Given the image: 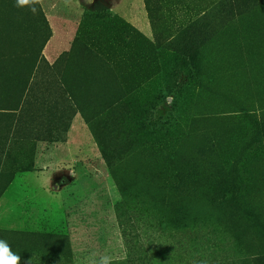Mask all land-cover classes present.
I'll list each match as a JSON object with an SVG mask.
<instances>
[{
	"label": "rangeland",
	"instance_id": "374dc122",
	"mask_svg": "<svg viewBox=\"0 0 264 264\" xmlns=\"http://www.w3.org/2000/svg\"><path fill=\"white\" fill-rule=\"evenodd\" d=\"M54 36L50 51L69 45L49 59ZM3 63L15 72L0 108L17 109L0 111L10 247L26 243L14 232L55 234L74 264H121V206L165 197L196 262L264 253V0H43L37 15L0 0Z\"/></svg>",
	"mask_w": 264,
	"mask_h": 264
},
{
	"label": "trees",
	"instance_id": "16d2710c",
	"mask_svg": "<svg viewBox=\"0 0 264 264\" xmlns=\"http://www.w3.org/2000/svg\"><path fill=\"white\" fill-rule=\"evenodd\" d=\"M4 68V71L3 68ZM0 66V77H8L12 70L4 63ZM3 72V73H2ZM16 111L14 108H0V111ZM86 119V116L82 114ZM107 164L111 168L108 155ZM182 180L178 179V190H181ZM233 194L232 191H230ZM145 194L143 197H147ZM152 200V199H151ZM151 207L138 202L129 212L123 205L120 210V227L124 244L131 251L129 257L121 264H160V253H165L171 259L180 260L182 264H203L196 262L197 251L194 241L183 236L181 225L184 218L178 222L169 218H163L161 210L174 208L175 206L162 197L160 200H152ZM178 211V209H176ZM21 236L25 244L12 246L14 253L20 256V264H74L73 252L66 236L55 234L11 233ZM246 259L230 264H264V253L250 246L247 248ZM200 258H198L199 260ZM174 260V259H173Z\"/></svg>",
	"mask_w": 264,
	"mask_h": 264
},
{
	"label": "clouds",
	"instance_id": "9594fccd",
	"mask_svg": "<svg viewBox=\"0 0 264 264\" xmlns=\"http://www.w3.org/2000/svg\"><path fill=\"white\" fill-rule=\"evenodd\" d=\"M43 0H15V7L37 15ZM0 264H20V256L14 253L6 240L0 239ZM82 264H114L109 254L90 253Z\"/></svg>",
	"mask_w": 264,
	"mask_h": 264
},
{
	"label": "crops",
	"instance_id": "0c3cea01",
	"mask_svg": "<svg viewBox=\"0 0 264 264\" xmlns=\"http://www.w3.org/2000/svg\"><path fill=\"white\" fill-rule=\"evenodd\" d=\"M67 39H68V38L65 37L64 40H62L61 38H59V39L57 40V42L62 43V48H61L60 51H55V50L50 51V49L53 47V46H51V44H54V43H55V40H56V36H54V37L49 41V45L46 46V49H45V51H44L45 55H47V57H48L49 59H53V57H55V56H57L59 53H61V51H63V49H66V48H67V46L69 45L68 42H67V41H68Z\"/></svg>",
	"mask_w": 264,
	"mask_h": 264
}]
</instances>
